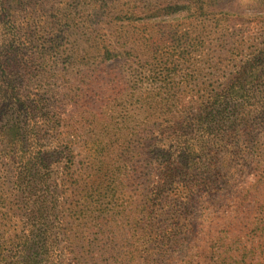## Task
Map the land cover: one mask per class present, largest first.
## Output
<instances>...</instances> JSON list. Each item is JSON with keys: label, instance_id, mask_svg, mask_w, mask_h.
Listing matches in <instances>:
<instances>
[{"label": "rangeland", "instance_id": "1", "mask_svg": "<svg viewBox=\"0 0 264 264\" xmlns=\"http://www.w3.org/2000/svg\"><path fill=\"white\" fill-rule=\"evenodd\" d=\"M24 3L21 20L11 26L8 18L2 19L6 26L0 22V70L7 68L4 75L0 71V84L4 81L8 87L0 128L19 117L30 130L41 132L50 153L73 139L79 178L87 179L89 169L98 179V197L107 216L102 234L92 229L87 240L101 239V264H132V203L143 199L132 188L135 107L141 100L150 102L146 114L151 115L152 131L167 127L170 132L175 125L189 132L188 126L198 124L188 111L194 103L209 100L220 87L239 79L263 84L264 0ZM13 25L22 27L18 36ZM15 52L21 55L19 61ZM14 97L21 101L18 106ZM261 136L264 147V133ZM56 159L59 169L52 180L60 183L61 204L82 202L83 191L69 190L76 183L67 175V159ZM6 164L0 208L24 219L30 201L35 207L44 202V192L18 195ZM138 165L141 173L144 164ZM249 174H233L231 182L239 184ZM211 197H204L194 210L212 211L217 201ZM17 220H3L2 225L12 228ZM168 252L162 264L167 259L179 264L185 258L171 246ZM154 253L152 258L157 257Z\"/></svg>", "mask_w": 264, "mask_h": 264}, {"label": "trees", "instance_id": "2", "mask_svg": "<svg viewBox=\"0 0 264 264\" xmlns=\"http://www.w3.org/2000/svg\"><path fill=\"white\" fill-rule=\"evenodd\" d=\"M22 4L24 0H0V22L6 26L2 19L8 18L11 26L21 20ZM13 29L18 36L22 27L13 25ZM15 56L19 61L21 55L15 52ZM0 71L4 75L7 68ZM4 84H0V115L5 112L2 103L8 104ZM14 98L18 106L21 101ZM135 108L132 188L143 199L132 203V264H162L170 246L185 254L179 264H264V147L260 143L264 83L239 79L220 87L209 100L194 103L188 111L198 124L188 126L189 132L175 125L170 132L167 127L152 131L151 115L146 114L150 102L141 100ZM43 140L41 132L30 130L19 117L0 128L4 184L6 161L18 195L44 192V202L35 207V201H30L24 219L10 208H0V264H101V239L87 240L92 229L102 234V221L107 219L98 197V179L89 169L87 179L79 178L73 139L71 145L51 153ZM57 156L67 159V175L76 183L69 190L83 191L82 202L61 204L60 183L52 180L59 169ZM243 171L250 173L249 178L234 185L232 175ZM206 196L217 205L212 211L196 212ZM14 217L19 220L6 229L2 221ZM165 262L172 264L170 259Z\"/></svg>", "mask_w": 264, "mask_h": 264}]
</instances>
